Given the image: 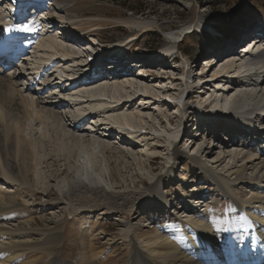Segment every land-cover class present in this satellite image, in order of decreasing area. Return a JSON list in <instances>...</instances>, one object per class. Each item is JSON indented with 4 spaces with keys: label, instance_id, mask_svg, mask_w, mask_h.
<instances>
[{
    "label": "bare ground",
    "instance_id": "bare-ground-1",
    "mask_svg": "<svg viewBox=\"0 0 264 264\" xmlns=\"http://www.w3.org/2000/svg\"><path fill=\"white\" fill-rule=\"evenodd\" d=\"M13 2L18 1L13 0ZM20 2L22 3L13 6L7 0H0L1 29L10 28L12 25L16 28L27 25L31 29L27 32L18 31L19 38L16 41L20 49L25 48V50L18 53L15 59L11 57L0 62V181L3 180L7 186L14 187V191H7L0 186V218L11 216L17 221L16 226L11 227L12 229L0 226V264H264V29L259 28L261 44L257 46L255 53L239 56L237 60L226 62L223 69L211 78L212 80L221 77L230 79L227 87L225 83L216 87L217 91L226 88L225 92L215 96L213 93L209 94L207 102L211 110L202 111L198 107L194 108L199 112L198 120H203L210 126L211 136L208 138L210 142L205 145L200 138L188 140L192 144L191 147L197 141L200 142L191 153L185 154L176 148L178 131H165V136L171 140H169L172 146L171 154L176 157L177 154L182 153L198 169L208 173L212 183L219 187L221 195L231 200L233 206L237 207V216L222 217L218 213L217 202L207 203L200 197L204 192L203 189L193 188L188 193L191 197L185 198L188 200V205L181 207L173 203L176 198L165 196L161 185L163 177L161 174L156 175L155 170L152 169V161L158 157L159 148L147 141L148 136L146 139L138 140L136 137L140 133H137L135 126L130 123L132 116L139 121H150V125L147 123L150 126L146 129L149 130L147 134L149 137L153 136L152 139L159 143L161 133L157 131L154 124L160 126L163 121L170 124L172 120L159 105L153 113L145 114L135 108L136 106L134 107L136 110L124 111L126 113L123 112L121 116L115 113L117 109L122 110V107H131L134 102L136 103L138 99L136 94L141 96L137 105L149 103L154 105L157 95H151L150 85L145 83L143 88L131 78L118 75L119 72L115 73V70L114 74L107 77L102 71L96 73L93 71L88 76H86L88 72L86 74L66 73L67 78L57 73L59 82L62 84L67 82V86L59 92L55 91L56 93L47 85L48 78L53 73L50 74L48 71L56 62L64 64L71 61L77 70H83L85 67L94 69L88 64L78 66L79 63H76V61L84 62L85 54L78 52L76 46L78 48V45L86 40L77 37L99 36L101 21L92 20L91 16L78 11L75 6L61 5L62 0H20ZM29 4L36 8L37 14L24 13ZM3 6H9V8L3 10ZM16 8L19 9L18 12ZM55 10H60L63 14L58 19L52 15L56 14ZM44 11L51 24L55 26L60 22L61 29L64 30L59 36L46 37L50 39V49L47 48L44 38H41L34 47L32 44L35 42L29 40L37 39L39 36L37 33L41 31L40 34H42L43 31L45 34L51 27L47 26L49 22L43 24L37 19L39 13ZM7 12H9L8 15L5 14ZM94 18L97 19V17ZM40 20L46 21V19ZM132 22V26L138 27V30H145L144 28L150 25L145 21ZM205 26L209 24L205 23ZM134 35L135 33L129 36L134 37ZM170 35L173 39L178 37L175 33ZM254 39L251 38V41ZM258 39L259 37L256 38L254 45ZM234 41L235 44L239 42L237 39ZM126 43L127 41H122L115 48L122 49ZM203 48L200 47L201 50ZM30 49L32 50L29 51ZM169 49V44L162 46L157 50V54L142 58L138 64L143 62L141 66L146 67L152 57L156 60L150 63L158 64L161 59H167L165 56L170 53ZM226 51V57L234 56L232 54L234 51L230 49ZM29 53L37 56L32 55L30 59L27 56ZM40 53L43 55L41 56ZM112 53V51L109 52L108 56ZM117 53L121 54L118 51ZM125 54H122L120 62L126 60ZM110 58L115 59L116 56ZM49 59L52 60L48 61ZM101 64L102 62L96 63L95 67ZM4 67L18 71L17 75L12 74V71L6 74ZM28 70L33 72H27ZM136 73L140 74V71L134 74ZM190 73L193 71L183 74L182 78L185 80V86L188 87L187 93L192 91L194 97L197 96L195 92H202L203 86L197 91L193 90L195 87L192 83L195 80L193 79L190 83L186 81ZM29 74L35 76L31 79L28 77L29 83L24 88L19 87L15 76L26 77ZM82 77H84L83 80ZM36 79L45 85L35 86L38 81L35 84L33 82ZM50 80L52 82L56 78ZM202 81L205 82L207 79ZM29 93L34 94L33 98L28 96ZM96 93L102 97L107 93L110 100H105L106 97L100 98ZM188 96H190L189 93ZM200 96L204 98V95ZM161 97L164 99L169 97L170 104H175L173 97L168 93H163ZM91 113L96 117H102L101 121L92 122L94 116L89 115ZM201 117L204 119H200ZM27 118H34L44 123L43 135L45 141L51 144L50 152L44 151L42 144L44 141L25 137L23 121ZM104 123L109 125L104 126L106 128L103 129L102 134H98ZM198 125L201 126L200 121ZM211 127L215 131H212ZM119 130H123L124 136L113 141L114 134ZM142 142L144 147L138 148ZM237 145L241 146L239 150L235 149ZM86 147H89L88 150L85 149ZM112 150H118L129 157L133 156L132 163L135 164L137 167L135 169L139 173L137 179H140V182H143L142 178L148 180L147 201L151 199L153 201L150 203L163 205L164 212L171 211L174 215L176 214V217L171 220L172 225L175 223L174 232L168 233V237L164 238L156 233V236L161 239L158 238L159 240L150 246L140 247L131 236H128L130 243L128 253L117 246L116 240L108 235L104 228L97 227L96 224L92 225L89 217L84 219L81 216L86 223V228L80 229L76 225L74 227L71 225L70 228L67 220L57 221L45 215V209L58 208L62 201L67 202L71 199L88 206V212L99 209L103 213L109 211L110 215L122 213L127 219L131 218L135 210L142 205L134 201L139 191L124 190L118 193L105 191L104 200L94 191L95 188H103L102 186L107 183V177L116 179L115 173L108 172L109 163L105 157V152ZM37 153H42L41 158L39 154L40 159L36 158ZM226 156L230 157L231 161L223 164ZM52 157L54 159L56 157L55 162L58 158L63 165L61 171H58V176L64 174L66 177L56 183L57 192H54L53 185L49 184L39 170L36 173L31 170V167L38 166L41 161L42 164L48 162L52 160ZM224 172L234 175L233 179L224 175ZM170 173H173L171 169L168 174ZM54 181L57 182V178ZM39 182H42L43 186L41 184L39 186ZM90 189L93 190L92 196L85 194ZM173 189L174 187L171 186L169 191ZM249 189L257 190V195L249 200L243 199L242 195ZM186 190L188 191V188ZM187 191H183L184 197L187 196ZM21 195L30 198V202L43 205L38 218L35 217L36 212L31 210V203L26 205L19 201ZM53 195L55 196L52 197ZM179 196L178 194L177 198ZM107 198L112 200L120 198L131 205L111 203ZM178 209L182 212L179 213ZM74 211L80 215L85 213L82 209L69 208L68 211H63V216ZM178 213L181 216L195 213L198 218L194 222H187L178 217ZM206 218L211 222L203 221ZM148 229L149 227L145 224L138 226L134 231L147 233ZM96 230L98 233L95 232ZM164 231L161 235L165 233ZM33 235L36 239H21L23 236L30 238ZM101 237L108 239L104 245L98 244ZM153 237L155 238V233ZM106 247L113 248L114 255H107Z\"/></svg>",
    "mask_w": 264,
    "mask_h": 264
},
{
    "label": "rangeland",
    "instance_id": "rangeland-1",
    "mask_svg": "<svg viewBox=\"0 0 264 264\" xmlns=\"http://www.w3.org/2000/svg\"><path fill=\"white\" fill-rule=\"evenodd\" d=\"M8 1L12 3V0H7V2ZM62 1L63 3H61V5L75 6L77 7L78 11L80 10L82 11L83 14L85 13L86 15L91 16L90 18L92 20H96V21L100 20L102 23L101 26H99L100 27L99 36L96 37V36L85 35V36L77 37L80 39L83 38L86 39L84 42H81V45H78V48L76 46L78 52L85 54L83 60H85L86 55L88 54V53L86 54V52L89 50L95 51L96 53L99 54H102L107 51L111 52L115 50H117L121 54H124L126 52V56H128L129 58L131 57V62L129 64L128 72L130 70L131 71L129 73H126V75H124L123 78L125 77L129 79L131 78L133 81H136L137 84H139L143 88L145 86V83L147 85H150L149 87L151 88L149 91L151 95L152 94L157 95L155 96L154 99L155 104L159 105L160 109L162 108V110L165 111V113L169 118L170 117L172 118L170 124H167L164 121L160 124V126L154 124V126L157 128V131L161 133V135L158 133L160 135L159 136L160 139H158L159 143L155 141V139H152L153 136L149 137V134H147V131L149 132V130L146 129L148 127L150 128L149 126L150 121L148 120L139 121L134 116H132L130 120L131 125L135 126L134 128L137 131V133H140V135L136 137L138 140L146 139V137L148 136L147 141L149 143L155 144L159 148L158 150L159 153H157L158 157L152 161V169L155 170L154 173L156 175L161 174L163 177V180H161V185L165 192V196L168 198L171 197H174V199L176 198L173 203L177 206L180 205L181 207L182 205H188L187 199L191 197V194L188 193H190L193 190V188L203 189L204 192L203 194L200 195V197H202V199H205L207 203L213 201L217 202L218 203L217 210L219 215H221L222 217L237 216L238 215L237 207L233 206V202L231 200H228L227 198L221 195V193L219 192L220 191L219 187H216V185L212 183L211 176H209L208 173L206 174L202 172L200 169H198L197 166L194 163H192L182 153L177 154L176 157L175 155L171 154L172 146L169 143L171 140L170 138L165 136V131H176V130L178 131L175 142L176 148H179V150L185 154L191 153L193 148L197 146L198 142L200 141H203L205 145L206 143L210 142V139H208L211 136L210 133H205L203 131H200V133L201 132L202 133L200 136H198L200 133H197L196 131L197 129L191 123L193 120L199 119L198 118L199 112L194 108L198 107V109L202 111L211 110L209 102H207V99L209 98V94L213 93V95L215 96L218 93L220 94L222 92H225L226 88L217 91L218 89L216 87L219 84L225 83V87H227L230 84V79L227 80V78L221 77L212 80L211 78H213V75L216 72L222 70L223 66L226 65L225 64L226 62L237 60L239 56H245L247 54L249 55L252 52L255 53V51L257 50L256 48H258L257 46L261 44L259 43L260 41L259 34L261 33L258 31L259 28L260 30L264 29V0H62ZM5 8H9V6H3V10ZM28 9L30 14L31 13L33 14L35 12L33 10L34 9L33 6H28L27 10ZM55 11L56 14L54 13L52 15H54V17H57L56 19H58L60 15H63L60 10H55ZM45 12L46 11H44V13L40 12L37 19L40 22H43V24L49 22L47 26L48 27L51 26V27L47 29V32L45 34L43 33V31L42 34H40L41 33L40 31L38 33L39 36L37 37V39H31V41L35 42L32 44V46L34 47L36 46V44L39 43L41 38H44L47 48L50 49L51 47L50 39L46 37H52L55 35L59 36L62 34L61 32H64V30L61 29L62 27L61 24H59L60 22L55 26L54 24H51L50 21L47 20L48 15H46ZM11 13L12 12H10V14ZM5 14L8 15L9 12ZM94 17H97V19ZM40 19H46V21H41ZM132 21H141V22L145 21L150 25L147 28H144L145 30H138V27L136 28L135 26H132L133 25ZM205 23H208L209 26H205ZM133 33H135L136 36L134 35V37L132 36L130 37L129 35ZM174 33L178 37H175L173 39L172 38L173 36H171L170 34H174ZM257 37H259L258 42L254 45ZM128 38L129 39L132 38V40H127ZM251 38H255V39L251 41ZM235 39L239 41L238 43L236 42L237 44H235L234 41ZM98 41L101 42L99 43ZM122 41H127L126 45L123 48L121 47L122 49L115 48V46L121 44ZM168 44L170 45V49H169L170 53L165 56L167 59H161L160 63L157 64L155 62L152 64L150 62H154L155 59L154 57H152V60L149 61L146 67L141 66L143 62L140 65L138 64L140 63V60H142V58L145 57L147 58L148 55L154 56L155 54H157L158 52L157 50H159V48H161L162 46H166ZM225 45L227 47H225ZM200 47H204V48L201 50ZM226 48L230 49L231 51H234L232 52L234 56L226 57L225 54L227 52ZM31 50L32 49H30L29 51ZM42 50L44 49L42 48ZM32 55L34 54L33 53L27 54V56H29L30 59L32 58L31 57ZM40 55L42 56L43 54L40 53ZM218 59L220 60L219 62L216 63ZM51 60L52 59H49L48 61ZM133 61H137V65L139 66L134 65ZM76 63L77 64L79 63L78 66H80L81 62L76 61ZM104 63H108V62H103V64ZM103 68H104L103 65H100L99 67H95L94 70L90 68L88 69L86 67L83 70H77V68H75L73 62L71 61L64 64L62 62H56L54 67L51 68L48 71V73L51 74L53 72L49 77L50 79L51 78L54 79L56 76L58 77L57 73H61L64 77H66L65 76L66 73L86 74V72H88L86 75L88 76V74H91L93 71L95 73L100 71L104 72ZM71 69H73V71ZM89 70H91L92 72H89ZM138 70L140 71V74L137 73L134 74L135 72H138ZM190 70L193 71V73H191L192 76L191 80L193 79L195 80L194 83H192L193 86L195 87L193 88V90L197 91L200 89V87L203 86L202 92L201 91L195 92L197 96L194 97H193V92L191 90H190L191 92H188L190 96H188V93H186L187 91L186 88L188 87L185 86V80L182 78L183 77L182 75L183 74L186 75L188 72H190ZM13 71H15L13 68L11 70L5 69L6 74L11 72L12 74L17 75L18 71L15 72ZM27 72H33V70H28ZM104 75L107 77V72L106 73L104 72ZM34 76H35L34 74H29L26 75V77L15 76V78H16V82H18L17 84L19 85V87L24 88V86H26V84L29 83L28 77L31 79ZM49 78L47 85H49V88L54 90V92L55 91L59 92L60 89L63 90V88L67 86V82L65 84H59L60 80L58 78H56V80L52 82ZM83 79L84 77H82V80ZM206 79L207 81L205 82L202 81ZM36 81L38 80L37 79L34 80L33 83L35 84ZM44 85L45 84L40 83V81L37 82V85L35 84V86L38 87H42ZM51 85L53 87H51ZM137 89L140 90L139 88ZM137 89L135 90V92L137 91ZM107 93L103 97L98 95V93H96V95L104 99L106 97L105 100L109 101L110 98ZM163 93L164 94L168 93L171 97H173L172 99L175 102V104L172 105L167 103L164 104L165 102L158 104L157 100L159 98L161 99V95ZM29 94L30 95L28 96L33 98L34 94L33 93H29ZM199 95H204V98H201V96L199 97ZM136 97L138 99H136V103L134 102L131 107L124 106L122 107V110L117 109L118 111L116 110L115 113L117 112L119 116H121V114H123L124 111L127 112V111L136 110L134 109L135 106H136L135 108L143 111L145 114L153 113L155 111L153 109V107L155 106L137 105V100L139 101V97L141 96H138V94H136ZM176 97H178V99L175 100ZM101 119L102 117L94 116L92 118L93 121L92 120L91 121L94 122V120L95 121L98 120V122H100ZM200 119H204V118L201 117ZM38 122L39 121H37L34 118L24 119L23 134L25 135L26 138L32 137L31 139H35V141L36 140L37 141L42 140V142L44 141L42 143L44 147V151L50 152L51 144L45 141L43 135L45 129L44 127H42V125L44 126V123L41 122L38 123ZM205 123L206 122L203 121L204 128L206 126ZM108 125H109L108 123H104L101 126L100 130L98 131V134H102L104 131L103 129L106 128L104 126H108ZM122 131L123 130H119L114 134L115 139L113 141H116L119 137L124 136ZM212 131L215 130L213 129ZM162 134L164 137L162 136ZM194 138H200V141H197L196 144H194L193 147H191L192 144H190V141H192V139ZM241 144L242 143H240V145ZM38 145L39 144H37V146ZM139 145L140 146L138 148L144 147L143 142L140 143ZM240 145H237L236 146L237 148L235 149L239 150L241 148ZM83 147L82 149H84ZM88 148L89 147H86L85 149L88 150ZM121 153L122 152L118 150L105 152V157H107L109 163L108 172L112 174L115 173L116 179L112 180V179H108L107 177V183L102 186L103 188L102 189L95 188L94 191L98 196H101L103 200L106 198L104 194L105 191L114 192V193H118L124 190L139 191V193L135 196L134 201H136L137 203L140 202L142 203V205L137 210H135L134 214L131 215L132 216L131 218L127 219L125 216H123L122 213L117 215L116 214L110 215L109 211L104 212L105 213L104 214L99 209H97V211L94 212H90V211L88 212L89 209L88 206H85L84 204L77 202L75 200L73 201L71 199L67 202L66 200L62 201V203H60L58 208L55 207L52 209H47V210L45 209V215H48V217L53 218L54 220L57 221L67 220L68 221L67 225L70 226V228L71 225L72 227L76 225V227H79L80 229L86 228V223L83 221V218L89 217V221L91 222L92 225L96 224L97 227L101 226L102 228H104L106 233L108 235H111L116 240L117 246L119 248L121 247L125 251V253L126 252L128 253L130 250V243L128 240L129 238L128 236H131L135 241V243L140 247L150 246V244H153L154 242L161 239L158 236H156V233L160 235V237L164 238V237H168V233L174 232L175 223L172 225L171 220L176 217V214L174 215V213H172L171 211L164 212L163 205L152 204L150 203L153 201L151 199H148L147 201V197L149 195L148 180L142 178L143 182H140L139 181L140 179H137V177L139 176L137 169H135L137 167H135V164L132 163L133 156L129 157L128 155ZM39 154L41 158L42 153H37L36 158L39 157ZM55 159L52 157V160H49L48 162H44L43 164L41 161L40 163L42 165L39 164L38 166H36L37 168L35 166L31 167V170L33 173H36V171L39 170V173H41L43 176L46 177L49 184L53 185L54 192H57V188L55 186L56 183H58L59 180L66 177L64 176V174H60L61 176L60 175L58 176V171H61L63 165H61V163L58 161V158L56 162ZM227 161L228 163L229 161H231L230 157L228 156L225 157L223 164L227 163ZM146 167H148V165ZM170 169L173 171L172 174L171 173L168 174V172H170ZM224 175H226L230 179H233L234 177V175L231 176L229 172H224ZM56 178H57V182L54 181ZM2 182L3 180L0 181V186H2V188H4L7 191L8 190L14 191V187L11 188L10 186H7L5 182L3 183ZM38 184L39 186H41L42 182H39ZM171 186H173L174 189L169 191ZM187 188L188 191L186 190ZM184 190L187 191L186 192L187 196L185 195V197L183 195ZM85 194L88 196L89 195L92 196L93 190L90 189L89 191H86ZM178 194L180 196L177 198ZM255 195H257V190L249 189L246 192H244V195H242L244 198L243 197L242 198L249 200L255 197ZM22 196L23 195L19 197L20 198L19 201L26 205H29L31 203V207H32L31 210L36 212L35 217L38 218L39 217L38 214L39 213L41 214L40 211L43 209V205L37 202H30L31 201L30 198L22 197ZM54 196L55 195H53L52 197ZM186 197L187 199H185ZM107 200L115 204L131 205V203H126L120 198L116 200L107 198ZM44 201H40V202H44ZM69 208L82 209L83 210L82 212L85 211V213L80 215L75 213V211L68 212L64 217L63 211L65 210L68 211ZM177 211H179V213L182 212L181 209H178ZM179 213L177 214L178 217L180 216L183 220H186L187 222H194V220L198 218L197 214L195 213L186 214L183 216H181ZM81 216L83 218H81ZM4 217L0 218V226H4L10 229L16 226V222H17L16 219L15 220L12 219L11 216H4ZM203 221H206V223L207 221L211 222V220L210 219L207 220V218L203 219ZM145 224L149 227L148 229L149 231L147 233H138L134 231V229H137L138 226H143ZM162 230L163 231L165 230L164 231L165 233H163V235H161L163 232ZM95 232L98 233L97 230ZM154 233H155V238L153 237ZM111 236L110 238H112ZM21 239L22 240L36 239V236L33 235L30 238L23 236L21 237ZM107 240H108L107 237L105 238L101 237L98 240V244L104 245L105 242H107ZM106 249H108V253L106 252L107 255L110 254L114 255L112 250L113 248L106 247Z\"/></svg>",
    "mask_w": 264,
    "mask_h": 264
},
{
    "label": "snow or ice",
    "instance_id": "snow-or-ice-1",
    "mask_svg": "<svg viewBox=\"0 0 264 264\" xmlns=\"http://www.w3.org/2000/svg\"><path fill=\"white\" fill-rule=\"evenodd\" d=\"M17 30L24 31V32L31 31V29L28 28L27 25H24L23 27H18ZM4 31H11V28H6L4 29Z\"/></svg>",
    "mask_w": 264,
    "mask_h": 264
},
{
    "label": "trees",
    "instance_id": "trees-1",
    "mask_svg": "<svg viewBox=\"0 0 264 264\" xmlns=\"http://www.w3.org/2000/svg\"><path fill=\"white\" fill-rule=\"evenodd\" d=\"M184 52H187V51H184Z\"/></svg>",
    "mask_w": 264,
    "mask_h": 264
}]
</instances>
